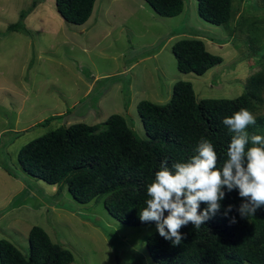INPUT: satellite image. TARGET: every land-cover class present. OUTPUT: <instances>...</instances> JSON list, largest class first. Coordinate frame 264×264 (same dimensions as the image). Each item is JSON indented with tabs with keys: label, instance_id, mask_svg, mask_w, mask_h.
Returning <instances> with one entry per match:
<instances>
[{
	"label": "rangeland",
	"instance_id": "rangeland-1",
	"mask_svg": "<svg viewBox=\"0 0 264 264\" xmlns=\"http://www.w3.org/2000/svg\"><path fill=\"white\" fill-rule=\"evenodd\" d=\"M193 38L222 59L201 76L179 72L172 52ZM262 69L264 0H232L231 21L222 26L200 17L197 0H184L172 19L144 0H96L83 25L65 21L55 0H0V240L27 257L28 233L38 226L72 253L70 264H157L146 246L155 224L129 227L102 199L77 202L66 185L26 174L17 153L57 128L101 130L115 114L144 139L141 101L164 105L181 81L198 99L235 98ZM260 95L255 115L264 114Z\"/></svg>",
	"mask_w": 264,
	"mask_h": 264
},
{
	"label": "trees",
	"instance_id": "trees-1",
	"mask_svg": "<svg viewBox=\"0 0 264 264\" xmlns=\"http://www.w3.org/2000/svg\"><path fill=\"white\" fill-rule=\"evenodd\" d=\"M158 15L178 16L184 0H144ZM96 0H55L60 16L70 24H85ZM200 17L213 25H227L232 18V0H197ZM35 7V3L31 6ZM8 30H17L9 26ZM217 43H223L217 40ZM179 72L201 76L222 59L209 53L203 41L182 39L172 45ZM248 91L231 99H198L189 82H176L168 103L141 101L137 110L146 138H139L126 119L111 115L104 128L76 123L57 128L20 149L17 161L23 171L47 184L66 185L81 204L103 200L111 217L129 227L155 224L141 222L139 212L148 199L146 186L154 179L160 164L169 167L196 155L201 137L210 140L219 157L227 158L232 134L222 121L240 108L253 114L261 104L264 69L250 76ZM249 134L264 135V114H257ZM43 122H46L43 121ZM249 144L246 147H250ZM220 211L200 228L191 223L179 231L186 238L173 246L158 232L151 234L146 246L157 264H264V206L254 216L241 218L237 209L243 200L238 190L227 192ZM229 205L233 210L224 215ZM206 205L201 203L199 211ZM167 215V213H165ZM235 217L236 223L230 219ZM27 257L9 241L0 240V264H70L72 253L53 243L47 233L33 226L28 233Z\"/></svg>",
	"mask_w": 264,
	"mask_h": 264
},
{
	"label": "clouds",
	"instance_id": "clouds-1",
	"mask_svg": "<svg viewBox=\"0 0 264 264\" xmlns=\"http://www.w3.org/2000/svg\"><path fill=\"white\" fill-rule=\"evenodd\" d=\"M222 123L232 134L222 166H218L213 143L201 137L196 155L171 167L163 161L146 186L147 206L140 210L139 219L155 222L158 234L173 246L186 238L179 231L182 227L191 223L200 228L220 211L225 189L229 193L238 190L243 202L237 211L242 219L254 216L264 206V135L247 131L256 124V117L242 107ZM201 203L206 205L203 211H199ZM232 210L229 205L224 215ZM236 222L235 217L230 219L231 224Z\"/></svg>",
	"mask_w": 264,
	"mask_h": 264
}]
</instances>
